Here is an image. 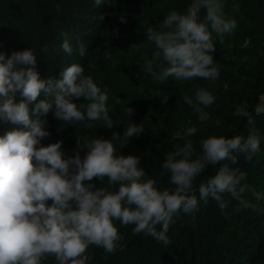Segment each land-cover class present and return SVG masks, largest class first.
Segmentation results:
<instances>
[{"label": "clouds", "instance_id": "obj_1", "mask_svg": "<svg viewBox=\"0 0 264 264\" xmlns=\"http://www.w3.org/2000/svg\"><path fill=\"white\" fill-rule=\"evenodd\" d=\"M104 2L94 0L96 6ZM225 8L224 0H192L183 13L169 12L162 22L165 31L147 30L148 39L157 49L153 56H162L167 66L157 73L149 62L141 64V70L158 82L170 77L215 81L219 69L214 63V37L223 43L238 26ZM232 11L238 12L239 5L233 4ZM121 22H125L123 17ZM61 47L72 55L74 49L67 39ZM77 47L79 55L85 56V45L77 41ZM105 55L110 58V51ZM36 62L32 49L14 51L11 56L0 52V121L12 125L0 135V264H43L48 257H54L58 264H89L90 246L107 253L120 247L122 237L116 221L122 226L133 225V234L150 235L167 244L166 233L173 215L193 212L199 200L207 203L211 198L224 211L230 202L225 195L243 208L253 207L245 193L260 199L249 184L242 183L247 173L230 167L237 164V154L251 161L260 151V136L255 128L246 138H205L198 155L193 142L185 140L166 154L161 165V175L170 173L173 186L165 189L146 176L139 157L116 155V144L121 139L118 133H113L112 140L86 141L84 147L79 141L74 157L65 158L62 142L42 145L41 140L50 133L45 130L47 120L41 117L52 110L61 122L102 119L108 128L113 122L106 107V89L102 90L90 75L85 76L83 66L73 63L59 73V78L41 79ZM79 98L88 103H74ZM183 99L199 114V121H209L210 115L204 109L217 99L211 91L198 87L194 97L185 95ZM125 111L128 116L134 113L131 107ZM255 111L264 113V104ZM234 115L254 124L247 105L238 107ZM216 123L219 125V121ZM92 126L86 124L88 128ZM197 131L189 127L186 135L191 137ZM142 132L130 122L123 137H136ZM80 148L87 149L83 158ZM217 165L220 167L216 174L197 189L195 179L208 166ZM94 178L101 182L107 179L109 187L118 185V190L85 183Z\"/></svg>", "mask_w": 264, "mask_h": 264}, {"label": "trees", "instance_id": "obj_2", "mask_svg": "<svg viewBox=\"0 0 264 264\" xmlns=\"http://www.w3.org/2000/svg\"><path fill=\"white\" fill-rule=\"evenodd\" d=\"M191 2L105 0L96 6L94 0H0V52L11 56L14 51L34 50L35 67L41 79L59 78L65 67L78 63L83 66L85 76L90 75L107 91L111 128L102 119L61 122L52 110L41 117L47 120L45 130L50 133L41 144L62 142L65 158L74 157L79 141L84 147L86 141L112 140L113 133H118L121 139L116 144V155L139 157V166L146 176L155 179L160 189H165L173 186L170 173L161 175L164 171L161 165L166 154L182 146L185 140L193 142L198 155L201 140L213 135L246 138L263 115L257 114L255 109L264 101V0H224L225 11L234 16L238 26L223 43L214 37V63L219 69L215 81L170 77L158 82L140 68L141 64L150 62L152 70L158 73L167 66L162 56H153L157 49L148 39L147 30L165 31L162 22L167 14L183 13ZM233 4L239 5L238 12L232 11ZM121 17L125 22H121ZM65 39L74 49L72 55L61 47ZM77 41L85 45L83 57L79 55ZM244 42L247 46L242 45ZM109 51L110 58L105 55ZM198 87L211 91L217 98L204 109L210 115L207 122L199 121V114L183 99L185 95L194 97ZM74 103L86 105L88 101L79 98L74 99ZM241 105H247L254 124L250 125L246 117L234 115ZM127 107L134 109L131 116L125 111ZM130 122L143 132L136 137H123L126 124ZM88 123L93 126L86 127ZM11 127L0 121V135ZM189 127L198 129L191 137L186 135ZM79 151L83 158L87 149ZM237 159V164L230 167L246 172L247 179L242 183L249 184L260 196L256 199L251 193H245L253 207L243 208L225 195L230 202L222 211L211 198L207 203L199 200L197 191V209L173 215L166 233L167 244L150 235L133 234V225L122 226L116 221L122 237L120 247L114 253H107L90 246L89 264H264V138L260 140V151L251 161L240 154ZM219 167L208 166L194 181L197 189L215 175ZM85 183L118 190V185L109 187L107 179L101 182L94 178ZM43 264L58 262L48 257Z\"/></svg>", "mask_w": 264, "mask_h": 264}, {"label": "rangeland", "instance_id": "obj_3", "mask_svg": "<svg viewBox=\"0 0 264 264\" xmlns=\"http://www.w3.org/2000/svg\"><path fill=\"white\" fill-rule=\"evenodd\" d=\"M243 46H247V43L244 42ZM264 104V101L263 103ZM254 128L259 132L260 140L264 138V113L262 117L258 118L254 124ZM262 137V138H261Z\"/></svg>", "mask_w": 264, "mask_h": 264}]
</instances>
